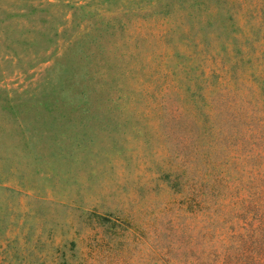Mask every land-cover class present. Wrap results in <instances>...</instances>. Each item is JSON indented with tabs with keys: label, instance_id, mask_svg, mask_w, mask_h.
<instances>
[{
	"label": "rangeland",
	"instance_id": "374dc122",
	"mask_svg": "<svg viewBox=\"0 0 264 264\" xmlns=\"http://www.w3.org/2000/svg\"><path fill=\"white\" fill-rule=\"evenodd\" d=\"M0 264H264V0H0Z\"/></svg>",
	"mask_w": 264,
	"mask_h": 264
}]
</instances>
